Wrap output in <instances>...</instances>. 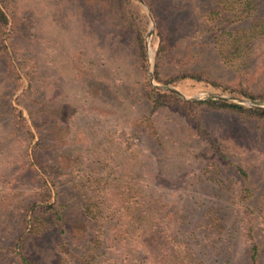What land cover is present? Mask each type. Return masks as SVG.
<instances>
[{
  "label": "rangeland",
  "instance_id": "374dc122",
  "mask_svg": "<svg viewBox=\"0 0 264 264\" xmlns=\"http://www.w3.org/2000/svg\"><path fill=\"white\" fill-rule=\"evenodd\" d=\"M5 1L6 8L0 5L8 17L9 24L5 33L10 38L9 41L3 38L12 60L10 62L5 54L0 53V251L1 248L4 250L0 254V264H9L11 256L7 250L9 236L6 238L4 235L8 231L6 227L19 229L24 215V209L21 208L30 202V187L27 185L28 176L25 172L10 187L6 188L4 185L8 182L11 171L25 168L22 155L27 149L31 158L32 146L39 139L27 108L35 110L37 121L40 102L44 100L53 98L56 106L64 102L76 110L74 116L66 111L67 130L59 133L57 129L53 130V138L55 146L67 139L65 149L80 156L77 162L80 174L76 175L74 171L68 175L62 171L54 178L60 182V191L70 194L74 182H81L83 188L77 193L83 196L85 186L80 175H92V180H95L101 175H107L106 165H116L118 173L127 168L130 154L137 149L138 144L132 138L130 126L134 118L150 111L149 106L142 102L141 95L139 96L141 85L146 82L168 93H172L169 89L175 90L185 101L213 100L245 108H251L250 105L264 107V101L250 100L191 81L170 86L154 79L155 55L159 44L156 25L159 21L167 29L170 51L188 59L192 70L227 82L235 81L238 60L229 51L234 50L230 48L231 44L228 45V34L234 27L211 15L221 7L222 0H152L158 21L144 1L132 2L130 9L138 12L139 18L136 20L143 30L147 57L145 72L140 70L135 57L132 26L127 27V23L116 19L113 13L112 17L106 18H103V12L98 16L88 13L85 0ZM173 6L176 10L172 9ZM259 8L264 16L263 2ZM214 19L221 26L219 30L211 28L213 24L210 22ZM258 23H262L264 28V18ZM250 25L251 19L241 23L239 27L248 28ZM238 35H241L240 31ZM75 61L76 68L82 71L81 77L84 71H90L84 73L83 83L86 82L91 92L105 97L98 101L99 105L95 110L89 108L92 102L80 91L81 78L72 76ZM149 69L152 70L153 80L150 79ZM173 70L175 69L168 67L166 73L173 74ZM102 76L110 81L101 79ZM25 91L27 93L22 95ZM214 96L236 98L242 103L216 100ZM106 102L114 107L109 108ZM14 109L16 116H22L30 128L33 135L30 141L26 139V134L23 138L26 129L18 122V118L12 117ZM156 111L154 118L162 135L170 139V142L177 140L176 145L168 143V148L183 147L185 145L182 144H190L191 141L190 145L202 149L203 145L194 142L189 126L176 111ZM167 113L171 115L166 116ZM204 121L212 135H222L220 145L227 151L230 160L246 170V195L250 211L254 213L260 238L264 240V123L249 122L242 125L226 113H206ZM74 123L80 131H71ZM67 161L70 164L69 159ZM215 163L206 172L200 171L203 165L198 162L197 165L194 163L178 167L174 174L169 171L167 174V165L158 169L151 164L153 184H161L156 186L158 190H165L167 195L177 198L178 204L186 207L187 221L191 222V226L200 222L199 216L193 214V211H198L199 202L195 201L199 200L206 202L207 206L217 207L226 215L229 225L233 222L234 226L237 225L235 198L238 193L240 196L244 194L245 189L239 188V179L234 175L233 165L217 160ZM93 170L95 173L90 174ZM8 191L12 193L11 196ZM178 198L183 201H178ZM7 200H10V206L6 204ZM102 252L108 254L110 250L104 245Z\"/></svg>",
  "mask_w": 264,
  "mask_h": 264
},
{
  "label": "trees",
  "instance_id": "16d2710c",
  "mask_svg": "<svg viewBox=\"0 0 264 264\" xmlns=\"http://www.w3.org/2000/svg\"><path fill=\"white\" fill-rule=\"evenodd\" d=\"M134 1L85 0V6L88 13L95 16L103 12V18H106L112 17L113 13L116 19L126 22L127 27L132 26L135 57L140 70L145 72L147 57L143 30L136 20L139 18L138 12L130 9ZM142 1L149 6L158 21L152 0ZM222 2L221 7L211 15L234 27V34H228V45L231 44L230 48L234 50L229 51L238 60L235 81L227 82L192 70L188 59L170 51L167 29L159 21L156 25L159 44L155 55L154 79L170 86L191 81L250 100L264 101V28L262 23H258L264 18L259 8L264 0ZM5 3V0H0L4 8ZM1 5L0 53L9 58L4 42V38L7 41L10 38L5 33L9 21ZM172 9L176 10V7L173 6ZM193 14L196 16L195 12ZM215 19L210 22L213 24L211 28L219 30L221 26L215 23ZM250 19L252 25L249 29L239 27ZM238 30L241 35H238ZM73 65L72 76L81 78L80 91L92 102L89 108L97 109L98 101L105 97L91 92L86 82L83 83L84 73L90 71H84L81 77V69L76 68L77 61ZM168 67L175 69L173 74L166 73ZM101 79L110 81L105 76ZM141 89L139 96L141 95L142 102L149 106L150 111L134 118L130 126L132 138L138 144L137 149L130 154L127 168L118 173L116 165H106L107 175H101L95 180H92V175H80L85 186L83 196L77 193L83 188L81 182H74L75 185L72 182L73 191L70 194L61 192L60 182L54 178L62 171L68 175L74 171L76 175L80 174L77 166L80 156L65 149L67 139L55 146L53 138V130L57 129L58 133L67 130L66 111L74 116L76 110L64 102L56 106L53 98L44 100L40 102L37 121L35 110L27 108L39 139L32 146L31 158L27 149L22 155L25 168L11 171L8 182L4 184L6 188L10 187L25 172L28 176L27 185L30 187V202L21 208L24 209V215L19 229L6 227L8 231L4 233L10 240L7 250L11 255V264H264V240L260 238L256 218L250 211L246 195L248 174L241 165L230 160L227 151L220 145L222 135H212L204 121L206 113H226L242 125L249 122L264 123V109L245 108L223 101H185L177 94L152 87L148 82L142 84ZM26 93L27 91L22 95ZM106 105L111 109L114 107L111 103ZM56 107L58 108L54 111ZM157 109L176 111L189 126L194 142L203 145L202 149L190 145L191 141L190 144H182L185 145L183 147L168 148V143L173 146L177 144V140L170 142V139L162 135L154 118ZM12 115L26 129L23 138L26 134V139H33L25 119L20 115L17 117L15 109ZM71 131L80 130L74 123ZM68 140L71 141L70 138ZM215 160L233 165L234 175L239 179V188L245 189L244 194L240 196L238 193L235 198L237 225L234 226V222L229 225L226 215L217 207L207 206L206 202L199 200L195 201L199 202L198 211H193V214L199 216L200 222L191 226V222L187 221L186 207L178 204L177 198L167 195L165 190H158L156 186L161 184H153L151 164L158 169L167 165V174L168 171L174 174L178 167L194 163L197 165L198 162L203 165L200 171L206 172L215 166ZM92 173L95 170L90 171ZM84 179L88 180L85 182ZM8 193L9 196L12 195L11 192ZM178 201L183 200L178 198ZM9 202L10 200L6 201L8 206ZM104 245L110 250L108 254L102 252ZM3 253L1 248L0 254Z\"/></svg>",
  "mask_w": 264,
  "mask_h": 264
},
{
  "label": "water",
  "instance_id": "95a60500",
  "mask_svg": "<svg viewBox=\"0 0 264 264\" xmlns=\"http://www.w3.org/2000/svg\"><path fill=\"white\" fill-rule=\"evenodd\" d=\"M138 1H139L140 3H143L142 0H138ZM149 71H150V79L153 80V73H152V70L149 69ZM157 88H158V87H157ZM159 88H160V87H159ZM169 91L172 92V93H174V94H178V92L175 91V90H170V89H169ZM213 98H215L216 100H224V101H231V100H234V101H238V102L242 103L241 100H237L236 98H229V97H226V96H214ZM250 107H251V108H256V109H264L263 106H252V105H250Z\"/></svg>",
  "mask_w": 264,
  "mask_h": 264
}]
</instances>
